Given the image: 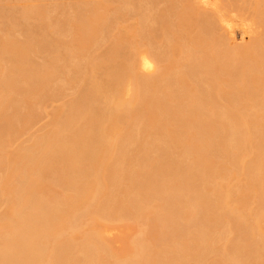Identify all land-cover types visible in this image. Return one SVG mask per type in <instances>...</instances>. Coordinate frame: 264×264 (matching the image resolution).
Returning a JSON list of instances; mask_svg holds the SVG:
<instances>
[{
  "label": "bare ground",
  "instance_id": "bare-ground-1",
  "mask_svg": "<svg viewBox=\"0 0 264 264\" xmlns=\"http://www.w3.org/2000/svg\"><path fill=\"white\" fill-rule=\"evenodd\" d=\"M66 1L0 0L35 19L0 32V264H261L264 0ZM45 98V126L13 144Z\"/></svg>",
  "mask_w": 264,
  "mask_h": 264
},
{
  "label": "rangeland",
  "instance_id": "rangeland-1",
  "mask_svg": "<svg viewBox=\"0 0 264 264\" xmlns=\"http://www.w3.org/2000/svg\"><path fill=\"white\" fill-rule=\"evenodd\" d=\"M67 1H69V0H67ZM66 1V2H67ZM86 1H88V0H70L69 1V3H68V5H67V3H66V7H65V10L67 9V6H68V9H72V8H80V10H81V12H82V14H85V7H84V3L86 2ZM119 1H121V0H100L99 2H98V4H97V6H96V11L98 12V15L99 14H105V13H108V12H110L111 11V9L115 6V5H117V3L119 2ZM160 0H156V2H158L157 4L158 5H162V7L165 5V4H167L168 2H169V4H174V5H176L178 8L177 9H181V5H183V3H179V2H177V0H165V1H163V2H165L164 4H161L160 2H159ZM240 1H243V0H240ZM106 3V4H105ZM160 3V4H159ZM201 3V0H200V2H199V4ZM211 3V0H202V5L203 4H205L206 6H208L209 4ZM179 4V5H178ZM70 5V6H69ZM204 5V6H205ZM78 6V7H77ZM159 6V7H160ZM162 7H160V8H162ZM9 9V6H7V8H5V7H3L1 10H0V23L2 24V25H4V27L0 24V32H5V34H9V38H11V39H13L14 37H15V35L17 36V37H15V39H19L20 37L19 36H22V38L24 37V35L26 34V31H28V27H30L31 25H33L34 23H35V19H34V17L32 16V15H30V16H28L27 17V19L28 20H26V19H19V18H16V15H15V12H13V11H10V10H8ZM68 9L66 10V12L67 13H69L70 12V10L68 11ZM9 11V13H8V11ZM194 10L196 11V10H198V11H200V6H198V4L197 5H195V7H194ZM96 12V13H97ZM179 12V11H178ZM7 14V15H6ZM165 16L167 17V18H169L170 20H172V21H174V22H176L177 21V17H176V15L175 14H165ZM172 16H174V17H172ZM10 17V18H9ZM132 17H126V18H124V19H122V20H120L121 21V23H118V24H121V25H119L120 26V28L118 27H113L112 28V33L113 34H115L116 36L118 35V33H120L119 34V36H117L118 37V39H120V41L119 42H124L125 41V39L130 35V33H128V30L130 31V29L129 28H133V26H135V18H132ZM173 18L176 20H173ZM135 19V20H134ZM27 21L28 22V24H29V26H28V24H27V22H23V21ZM133 20V21H132ZM119 21V22H120ZM130 21V22H129ZM135 21V22H134ZM4 22H9L8 24L7 23H4ZM18 23V24H17ZM124 23V24H123ZM130 23V24H129ZM27 24V25H26ZM31 24V25H30ZM117 24V25H118ZM123 24V25H122ZM130 26H129V25ZM8 25L10 26V27H8ZM124 25H128V26H126L125 28H126V30H125V28H123L122 29V26H124ZM131 25H132V27H131ZM192 27V28H191ZM10 30H9V29ZM120 29H121V31H120ZM128 29V30H127ZM189 31H191L192 29H193V26H190L189 28ZM116 30H118L117 32H115ZM72 31V32H71ZM76 31L77 30H75V29H71L70 30V37H71V39L73 38V39H78V34L76 33ZM10 32V33H9ZM19 32V33H18ZM21 33V34H20ZM24 33V34H23ZM72 33V34H71ZM191 35H193V36H195V33H192ZM100 36H101V34H100V32L99 31H97L96 32V34H95V37L97 38V39H99L100 38ZM22 38H20V39H22ZM248 40H246L247 42H249L250 41V38H247ZM14 40V39H13ZM101 41V43H100V45L101 44H104V45H102L101 47H104L105 45H106V43H105V41H103V40H100ZM103 41V42H102ZM187 42H189V41H187ZM240 43V42H239ZM187 43H185V45H186ZM76 45V44H75ZM187 46V45H186ZM97 47V46H96ZM88 49V50H87ZM102 49H104V48H101V50ZM83 50V51H82ZM82 50H78L76 47H72L71 48V52L72 53H74V54H78V55H80V56H82V55H85V54H92L93 52H97V50L95 51V48L93 47V49H92V47L91 48H89L88 46H84V48L82 49ZM187 50V49H186ZM98 51H100L99 49H98ZM79 52V53H78ZM89 52V53H88ZM92 52V53H91ZM32 53V54H31ZM30 53V56H31V58H32V60H34V61H40L39 59H41L42 60V57L44 56L42 53H40V51L39 52H31ZM35 53H37V55H35ZM34 55V56H33ZM38 56V57H37ZM35 57V58H34ZM37 58V59H36ZM58 56H56L55 58H53V61L52 62H54V61H57L58 60ZM6 60H8V61H10L9 60V56H3V59L1 60L2 62L4 61H6ZM0 61V62H1ZM1 62V63H2ZM3 62V63H4ZM5 63H7V62H5ZM13 68V67H12ZM7 72V74L8 75H11L12 77H15V76H17L16 77V79L18 80V83L19 84H22L23 85V83H22V81H21V79H19V76L17 75V73H18V71H16L14 68L13 69H10V71H6ZM14 74V75H13ZM86 81H81V86H80V84H79V86L80 87H78V90H82V91H84V90H86V89H88V88H90V86H91V82H90V80H87V79H85ZM90 83H89V82ZM21 82V83H20ZM83 83V84H82ZM67 90H69L70 91V89H67ZM67 90H65V93H64V96H65V94H67L66 95V97H63V98H67V96L68 97H70V96H72V94L70 95L69 93H71V92H69V91H67ZM68 92V93H67ZM72 93H73V91H72ZM69 94V95H68ZM0 98H1V96H0ZM49 99H50V102H49ZM42 102V103H41ZM40 103H39V107L38 108H40L39 110L41 111H39V114H38V117L36 116L35 117V119H34V121L32 122V123H29V125L28 124H23V125H20L19 126V129H20V127H24L22 130L24 131L26 128V130L23 132L22 130V132L21 131H19V129H18V131L16 132V133H18V134H15L14 135V137L16 138V140H15V138L13 139V144L14 143H16V142H19V141H22L23 139H24V137L26 136V135H30V134H35V133H37V131H41L40 129L41 128H43L44 126H45V124L46 123H43V122H45L46 120V118L47 119H49V115L47 116H45V113H43L46 109V111H47V113L46 114H49L51 111H53V108L54 107H57L58 105H54V103H60V100L57 102V101H54V100H52L51 98H45V100L43 99L42 101H41ZM49 104H51L50 105V108H49ZM45 105V108L43 107ZM38 106V105H37ZM48 106V107H47ZM51 106H53V107H51ZM47 107V108H46ZM42 109H45V110H42ZM48 109H50V111H48ZM41 117V118H40ZM39 118L41 119V121L39 120ZM45 120V121H44ZM36 121H37V124H36ZM47 122V121H46ZM41 123H43V124H41ZM41 124V125H40ZM37 125H38V127H37ZM31 127V129H30V131H29V129H28V127ZM26 127V128H25ZM29 127V128H30ZM34 128H36V129H34ZM19 132H21V134L19 133ZM24 134H25V136H24ZM19 139H18V138ZM28 137V136H27ZM26 137V138H27ZM22 138V139H21ZM45 182V181H44ZM44 182H42V183H44ZM41 185V184H40ZM40 187H42V186H40ZM56 188H57V186H56ZM43 191H46L47 189H43V188H41ZM40 190V189H39ZM42 190H40V191H42ZM129 222V221H128ZM127 221H126V224L128 223ZM121 223V222H120ZM133 224V226L131 225L130 226V224ZM130 224L128 223L127 225L125 224V223H123V224H125V226L127 227V226H129L128 228H125V226L123 225V224H120V225H123L122 226V228L120 229V231H119V233H116V234H114V235H112V236H107V238H108V241H109V243L112 245V249H113V251H114V254H117V255H119V256H124V255H126L127 253H128V250H126L125 249V242L129 239V237L132 235V234H135L136 233V231L138 230V228H139V226H138V224H136V223H134V222H131ZM263 225H264V220H263ZM118 224L119 223H115L114 225L115 226H118ZM113 225V224H112ZM113 225V226H114ZM136 226V227H135ZM138 226V227H137ZM110 245V246H111ZM261 262V261H260ZM259 262V263H260ZM258 263V264H259ZM261 264H264V260H263V262L261 263Z\"/></svg>",
  "mask_w": 264,
  "mask_h": 264
}]
</instances>
